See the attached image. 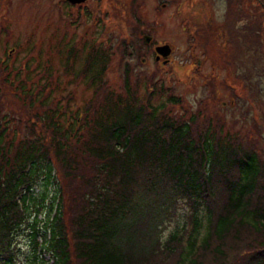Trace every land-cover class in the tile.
<instances>
[{
	"label": "trees",
	"instance_id": "trees-1",
	"mask_svg": "<svg viewBox=\"0 0 264 264\" xmlns=\"http://www.w3.org/2000/svg\"><path fill=\"white\" fill-rule=\"evenodd\" d=\"M138 5L123 4L132 15ZM245 14L246 29L235 30L259 44L264 6ZM103 52L85 56L74 77L97 82ZM243 69L242 89H253ZM31 77L9 90L19 106L0 110V264H264L262 128L181 118L167 110L179 95L154 103L150 91L165 89L152 84L138 99L127 79L118 91L95 87L98 106L74 117L49 103L45 84L22 87ZM179 203L186 219L162 236Z\"/></svg>",
	"mask_w": 264,
	"mask_h": 264
},
{
	"label": "rangeland",
	"instance_id": "rangeland-1",
	"mask_svg": "<svg viewBox=\"0 0 264 264\" xmlns=\"http://www.w3.org/2000/svg\"><path fill=\"white\" fill-rule=\"evenodd\" d=\"M127 2L86 0L83 8H77L62 0H0L1 112L19 106L9 90L17 88L25 74L32 77L22 87L45 84L49 103L64 104L65 111L74 117L87 105L98 106L103 92L95 87L118 91L127 79L138 99H144L145 85L161 84L165 91H150L148 97L145 92V97L155 103L177 94L178 104L167 103V110L181 118L191 114L188 111L206 119L218 118L211 123L223 124L233 133L254 129L255 135L257 125L262 128L264 151V21L258 32L259 44L244 36L242 30H235L247 20L248 8L253 10L254 6L256 10L264 2L257 6L256 2L249 4L251 0H136L139 8L131 9L135 16L129 6H123ZM235 2L241 12L239 5L238 10L234 8ZM146 33L152 36L151 45L143 43ZM163 44L169 52L155 61L153 47ZM103 50L108 60L97 82L74 77L85 56ZM204 50L215 64L203 59ZM252 57H257L254 67ZM245 67L255 81L253 89H242ZM225 82L230 87L225 88ZM188 211L179 203L176 217L167 223L162 236L184 222Z\"/></svg>",
	"mask_w": 264,
	"mask_h": 264
},
{
	"label": "water",
	"instance_id": "water-1",
	"mask_svg": "<svg viewBox=\"0 0 264 264\" xmlns=\"http://www.w3.org/2000/svg\"><path fill=\"white\" fill-rule=\"evenodd\" d=\"M68 1L71 2V3H78V2H81L83 0H68ZM142 39L145 42H148L150 40V37L148 35L144 34L142 36ZM154 50H155V52L157 54L155 56V59H157L159 57V55L162 56V57H165L168 54V52H169V48H168V46L166 44L155 46ZM162 62H165V61L163 60Z\"/></svg>",
	"mask_w": 264,
	"mask_h": 264
}]
</instances>
